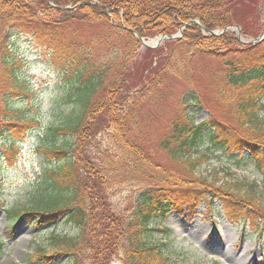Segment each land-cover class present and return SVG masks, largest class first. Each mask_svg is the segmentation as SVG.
Wrapping results in <instances>:
<instances>
[{"label":"trees","instance_id":"16d2710c","mask_svg":"<svg viewBox=\"0 0 264 264\" xmlns=\"http://www.w3.org/2000/svg\"><path fill=\"white\" fill-rule=\"evenodd\" d=\"M52 2L0 0V168L13 163L18 143L40 121L28 104L35 92L19 72L11 31L22 30L48 49L71 87V110L48 126L42 143L43 200L6 208L0 198L11 220L36 217L41 228L63 219L77 229L52 233L29 263L53 264L57 256H69L67 264H105L118 255L123 264H177L166 244L155 241L154 218L185 207L195 215L202 203L212 206L214 200L229 219L263 226L264 39L242 44L234 32L209 36L197 24L158 48H143L140 38L175 34L190 20L208 30L240 25L244 36L256 37L264 31L256 3L264 0ZM209 58L216 59L210 95L200 88L198 73ZM175 84L184 89L175 93ZM170 102L172 113L164 111ZM194 109L206 110L208 118L197 124ZM165 118L158 140L148 143L147 133ZM104 129H110L114 147L91 156L87 149ZM206 140L228 156L239 152L232 165L208 168L214 150L203 149ZM244 151L251 163L240 159ZM234 169H252L258 180ZM123 183L141 186L130 214L112 204L98 208L99 193Z\"/></svg>","mask_w":264,"mask_h":264},{"label":"rangeland","instance_id":"374dc122","mask_svg":"<svg viewBox=\"0 0 264 264\" xmlns=\"http://www.w3.org/2000/svg\"><path fill=\"white\" fill-rule=\"evenodd\" d=\"M256 7L260 23L264 27V2L259 5L256 3ZM60 8L62 10L69 9H63V6ZM246 12L250 13V10ZM238 26H233L227 31L234 32L242 44H249L246 42L255 40L261 35L264 38V31L256 37L244 36L241 33V26ZM238 30H240V38ZM97 31L92 30V32ZM206 33L209 36H219ZM177 34L183 36L179 30ZM10 42L16 58L20 60L19 72L21 76L30 80L33 86L35 96L28 100V104L30 102L31 107L33 106V112L36 110L35 116L40 121L38 126L18 143V154L13 157V163L7 162L0 168V198L6 208L33 206L43 200L45 194L43 188L46 187L44 179L46 162L41 155L42 143L46 140L48 126L58 124L63 113L69 112L72 108V105L67 101L71 87L65 83V76L53 64L52 53L36 43L28 33L19 29L11 31ZM164 42L155 48L160 47ZM207 60L204 63L205 69L198 72L201 73L199 85L204 92L210 95V73L211 67L215 65L213 61L216 59L209 58ZM180 85L175 84V93L184 89ZM211 103L214 104L215 101L212 100ZM165 107V112L168 109V113L173 112L174 108L171 102ZM191 114H195L197 124L208 118V112L204 109H194ZM168 119L165 118L163 121L159 120L155 123L152 130L147 133L146 141L148 143L154 144L158 140ZM104 130L106 131L97 135V140L88 147L87 153L91 156L99 155L98 153L102 150L113 149V140L107 133L110 129ZM68 140L73 142L74 138ZM2 142L3 139H0V144ZM208 147H212L214 150L208 168L232 165V156L238 155L235 151L228 156L225 150L206 140L203 149L206 150ZM243 158L249 163L252 162V157L247 152L243 154ZM159 160L167 162L166 156L163 154L159 155ZM235 173L247 176L251 180L253 178L258 180V174L252 169H237ZM258 183L263 185V183ZM140 190L141 186L136 184H116L107 188L106 191L100 192V198L96 200V204L98 208H106L112 204L116 211L120 210L128 216L132 209L131 202L136 201ZM214 201L212 206L202 203L195 215H192L187 207L184 208V211L172 209L166 216L157 215L154 218L157 228L153 224L152 230L156 237L155 241L166 244V253L177 264H264V227L262 225L254 226L249 221L229 219L221 202ZM62 221L63 219L59 224L49 223L39 228L36 226V217L30 221L15 222L9 219L4 208H0V241H2L0 264H47L37 260L29 263L28 257L33 254L37 245L48 246L52 233L74 234L77 231L71 224ZM68 258L69 256H57L53 264H67ZM105 264L123 263L121 256L116 255L109 256Z\"/></svg>","mask_w":264,"mask_h":264},{"label":"water","instance_id":"95a60500","mask_svg":"<svg viewBox=\"0 0 264 264\" xmlns=\"http://www.w3.org/2000/svg\"><path fill=\"white\" fill-rule=\"evenodd\" d=\"M51 2V0H49ZM194 23H197L199 24L204 31L206 32H209L210 35H220L222 33H224L229 27H226V28H223L222 30H219V31H215V30H208L205 26H203L198 20H190L188 21L187 23H185L179 30V33L180 34H183V29L184 27L190 25V24H194ZM238 36L239 38L241 37L240 36V30H238ZM177 37H180V35L178 34H172V35H166V34H163V35H159V36H156L155 38L153 39H150V40H146L145 38H141V42L143 43L144 46L148 47V48H152V47H157L159 46L162 42H164L166 39H173V38H177ZM263 38V35L259 36L258 38H256L255 40H251V41H245L246 43H250V44H253L257 41H259L260 39Z\"/></svg>","mask_w":264,"mask_h":264}]
</instances>
